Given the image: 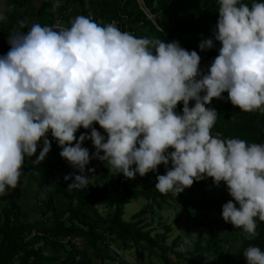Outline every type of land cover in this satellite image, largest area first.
<instances>
[{
  "label": "clouds",
  "instance_id": "1",
  "mask_svg": "<svg viewBox=\"0 0 264 264\" xmlns=\"http://www.w3.org/2000/svg\"><path fill=\"white\" fill-rule=\"evenodd\" d=\"M218 2L213 35L221 47L207 74L197 51L178 41L137 38L83 15L68 28L35 23L11 35L10 50L0 56V196L19 185L25 158L36 156L42 139L33 163L45 160L51 130L61 157L80 172L65 176L74 175L68 187L87 186L92 158L131 179L163 164L167 171L155 188L176 197L211 177L217 186L224 182L235 201L223 205L222 218L255 238L257 218L264 221V143L213 136L218 113L206 105L228 92L240 110L264 112V2ZM199 47L213 48V39ZM81 127L91 133L77 139ZM88 139L96 149L92 156L82 146ZM243 255L247 264H264L258 246Z\"/></svg>",
  "mask_w": 264,
  "mask_h": 264
},
{
  "label": "trees",
  "instance_id": "2",
  "mask_svg": "<svg viewBox=\"0 0 264 264\" xmlns=\"http://www.w3.org/2000/svg\"><path fill=\"white\" fill-rule=\"evenodd\" d=\"M10 1L21 8H27L36 0ZM144 1L149 13L143 9L139 0H65L59 7L51 1H45L38 9V15L47 22L46 26H50L61 16H66L73 8L81 9L86 17L89 9L100 12L99 15L103 19L100 24L102 26L113 23L114 20L123 22L126 17L128 20L124 25H128L137 38L161 39L165 43L178 41L184 49L197 51L201 56L200 65L212 64L219 55L221 47V43L216 41L213 35L219 18L218 0ZM242 2L251 6L256 0H242ZM150 15H153L154 19ZM24 32H27L25 27L0 25L2 35L0 56L6 55L10 50L11 45L8 42L10 36ZM207 39H213L214 47L201 50L200 43ZM207 73L203 72V74ZM222 96L223 99L213 98L211 104L206 105L214 108L218 113L216 123L211 130L212 135H219L223 139L239 138L248 143H264V112L259 110L244 112L230 102L228 92H224ZM194 104V100L189 102L190 107ZM182 110L183 102H179L176 112L182 114ZM93 127L107 139V133L98 122H94ZM77 132L90 135L91 128L81 127ZM82 146L89 150L90 156L96 151L90 139L85 140ZM42 147L43 145L37 148L36 156L39 155ZM61 151L58 142L51 141V150L45 160L34 164L36 156H33L32 163H29L48 200V204L41 211L44 218L42 225L25 222L22 209L16 202H9L5 208L0 205V264H47L46 248L48 247L64 251V258L60 264H97L99 261L106 264L107 260L113 258L106 254L105 250L117 240L122 242V248L134 249L141 264L145 261V246L149 247L150 256H156L165 264L172 263L170 254L175 255L177 260L190 264H247L243 253L248 247L258 246L264 251V221H259L258 218L256 229L258 235L253 239H248L242 229L226 222L225 228L238 239V243L229 248L214 240H209L206 244L198 240L193 250L183 251L180 249L183 244L181 237L174 240L171 245L167 244L169 233L173 231L171 225L164 226L165 233L153 235L155 230L147 218L150 214H155L153 205L163 209L165 205L174 203L183 208L187 218L197 226L203 224L197 219L194 210L217 212L222 216L224 201L235 202L224 182H222L221 196L215 193L216 185L211 177L194 181L192 186L185 188L177 197L172 193L161 194L155 188L158 182L157 176L166 174L167 171L165 165L161 164L157 171L142 176L143 189L133 187L130 184L131 178L125 177L123 173L117 174L109 167H102L103 173L98 183L88 181L87 186L70 188L68 185L74 181V175H79L80 172L61 157ZM100 154L103 155V151ZM103 163L104 161L98 158H92L86 166V171L93 170L87 171L88 176L92 177ZM36 166L47 171V179L37 174ZM69 174H74L72 179L65 180V176ZM56 194L63 195L69 201L68 215L63 220L58 218ZM140 198L149 201L150 207L125 219L127 205ZM99 206L109 207L111 210L103 214L98 210ZM51 220H57L63 230L68 232L67 242L53 238L55 228L48 224ZM77 239H83L87 248L82 249L75 242ZM197 255L204 256L203 260L194 261ZM152 264L156 263L152 262Z\"/></svg>",
  "mask_w": 264,
  "mask_h": 264
},
{
  "label": "rangeland",
  "instance_id": "3",
  "mask_svg": "<svg viewBox=\"0 0 264 264\" xmlns=\"http://www.w3.org/2000/svg\"><path fill=\"white\" fill-rule=\"evenodd\" d=\"M45 1H51L56 5L57 0H36L32 4H30L28 7L31 9L34 7L37 10L43 5ZM142 6L145 8V10L149 13V10L146 7L144 0H139ZM65 0H59L60 4H63ZM11 6H14L16 8H20L18 5L13 4ZM85 14L82 13V10L79 8H73L70 13L66 14L68 23L71 25L72 21L75 17ZM151 18L154 19L153 15H150ZM2 23V21H0ZM0 38H2V35L0 34ZM209 64L203 63L200 65L201 70L203 72L209 71ZM102 167H109L106 166V163L104 162L102 166L98 168V171L89 178V181L92 183H98L100 175L103 173ZM168 167H171V163H169ZM48 176L46 177V179ZM110 181V180H109ZM130 184L135 188H144V180L142 176L139 175V173L136 174L134 179H131ZM215 193L219 196L223 193V183L221 182L219 186H215ZM234 199V198H233ZM226 202L224 201V204ZM151 203L147 201L146 199L140 198L126 207L125 212V219H128L132 217L134 214L138 213L139 211L145 209L146 207H150ZM238 205V204H237ZM239 206V205H238ZM153 208L155 210V214H150L148 216V221L152 223L153 229L155 230L153 232V235L160 233H165V225H171L173 227V231L169 233V237L167 240V244L171 245L174 240H176L178 237H181L183 240L182 247L180 248L183 251H191L194 249L195 243L198 240H202L204 244H206L209 240H214L217 242L222 243L225 248H229L230 246H234L238 243L237 237L232 234L229 230L225 228V220L220 216L217 212L209 213L207 211H196L194 210V213L197 216V219L203 224V226H197L194 224L189 218H187V215L183 208L177 206L176 204H167L163 207V209H158L155 205H153ZM98 210L103 213L107 214L111 209L109 207H102L99 206ZM41 225V223L39 224ZM55 228V232L52 235L54 239L56 240H65L66 242L69 239V235L62 230V227L59 225L58 222L54 221L53 224H51ZM82 249L87 248L86 243L83 239H77L75 241ZM122 242L117 240L114 243H111V247L105 250V253L108 255H111L113 259L107 260L106 264H141L137 260L138 254L135 252L134 249L126 250L122 248L121 246ZM145 261L143 264H165L164 262H161L158 260L156 256H150V249L149 247L145 246ZM46 254L48 256L47 264H60L61 260L64 258V251L62 249H54L52 247L46 248ZM204 256L197 255L194 257V261L198 262L200 260H203ZM170 259L172 261L171 264H190L185 261H179L177 260L176 256L173 254H170ZM97 264H102L100 261Z\"/></svg>",
  "mask_w": 264,
  "mask_h": 264
},
{
  "label": "crops",
  "instance_id": "4",
  "mask_svg": "<svg viewBox=\"0 0 264 264\" xmlns=\"http://www.w3.org/2000/svg\"><path fill=\"white\" fill-rule=\"evenodd\" d=\"M12 3L13 2L10 0H0V13L6 16V20L2 21L0 25H13L17 28L25 27L27 30L35 23H39L41 26L47 25V22L42 20V18L38 15V10L36 8H16L11 6ZM29 163H32V157L25 158V162L21 170L22 175L19 185L15 189H8L6 195L0 196V205L2 208H5L9 202H16L22 209L23 219L25 222H32L35 224L41 223L42 225L44 218L41 215V211L42 208L48 204V200L46 194L40 187L36 177L30 169ZM35 168L37 174L46 179L48 176L47 171L39 166H36ZM56 201L59 208L58 218L59 220H63L68 215L67 211L69 208V201L60 194H56ZM54 221L58 222L57 220H51L48 224L53 226L51 224H53ZM65 232L68 233L67 231Z\"/></svg>",
  "mask_w": 264,
  "mask_h": 264
},
{
  "label": "built area",
  "instance_id": "5",
  "mask_svg": "<svg viewBox=\"0 0 264 264\" xmlns=\"http://www.w3.org/2000/svg\"><path fill=\"white\" fill-rule=\"evenodd\" d=\"M143 7V6H142ZM143 9L145 10V8L143 7ZM100 12H97L96 10L94 9H89L88 12H87V17H89L92 21H96L98 24H102L103 22V19L102 17H100L99 15ZM128 18L124 17V20L123 22L120 21V20H114L113 23H115V25L119 28H121L123 31H126V32H129L130 34L134 35V32L129 29V26L128 25H124L126 22H127ZM51 27H53L54 29H62V28H68L70 27L71 25L68 23L67 21V17L66 16H61L60 18L56 19L53 23H51L50 25ZM15 33V32H14ZM211 66V64H210ZM210 66H209V69H210ZM82 134L77 132L75 135L78 137ZM47 138L50 140V141H57L51 134V130L47 133ZM43 145V139L38 142V148H40L41 146Z\"/></svg>",
  "mask_w": 264,
  "mask_h": 264
}]
</instances>
